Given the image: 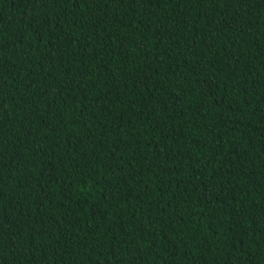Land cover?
<instances>
[{
	"label": "trees",
	"instance_id": "1",
	"mask_svg": "<svg viewBox=\"0 0 264 264\" xmlns=\"http://www.w3.org/2000/svg\"><path fill=\"white\" fill-rule=\"evenodd\" d=\"M0 264H264V0H0Z\"/></svg>",
	"mask_w": 264,
	"mask_h": 264
}]
</instances>
